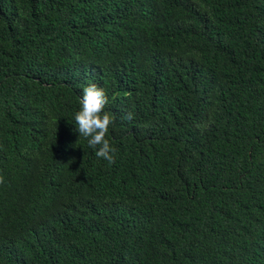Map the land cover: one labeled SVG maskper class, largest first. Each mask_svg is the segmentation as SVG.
<instances>
[{
    "label": "trees",
    "instance_id": "1",
    "mask_svg": "<svg viewBox=\"0 0 264 264\" xmlns=\"http://www.w3.org/2000/svg\"><path fill=\"white\" fill-rule=\"evenodd\" d=\"M0 177V264H264V0H0Z\"/></svg>",
    "mask_w": 264,
    "mask_h": 264
},
{
    "label": "clouds",
    "instance_id": "2",
    "mask_svg": "<svg viewBox=\"0 0 264 264\" xmlns=\"http://www.w3.org/2000/svg\"><path fill=\"white\" fill-rule=\"evenodd\" d=\"M81 108L75 114V124L79 132V137L87 139L89 147L95 150L97 158L114 163L115 148L106 139L110 126L114 124L112 116L105 111L108 104V97L103 88L92 84L83 89ZM129 113L125 119H131ZM3 178L0 177V184Z\"/></svg>",
    "mask_w": 264,
    "mask_h": 264
}]
</instances>
